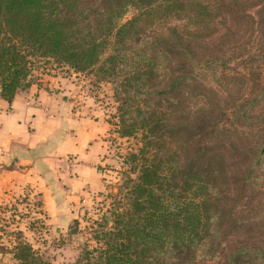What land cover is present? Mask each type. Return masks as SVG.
I'll list each match as a JSON object with an SVG mask.
<instances>
[{
  "label": "trees",
  "instance_id": "1",
  "mask_svg": "<svg viewBox=\"0 0 264 264\" xmlns=\"http://www.w3.org/2000/svg\"><path fill=\"white\" fill-rule=\"evenodd\" d=\"M212 7V0H0L1 97L10 102L28 87L39 64L93 74L114 85L119 136L136 140L117 192L66 264H198L214 256L218 152L187 155L171 145L192 131L179 120L182 76L171 63L193 58L192 38L211 32ZM78 232L75 219L69 233ZM11 254L15 264H54L22 238Z\"/></svg>",
  "mask_w": 264,
  "mask_h": 264
},
{
  "label": "rangeland",
  "instance_id": "2",
  "mask_svg": "<svg viewBox=\"0 0 264 264\" xmlns=\"http://www.w3.org/2000/svg\"><path fill=\"white\" fill-rule=\"evenodd\" d=\"M212 4L211 32L192 38L196 41L193 58L181 56L179 66L171 63L182 76L179 120L183 128L192 127L171 145L181 144V153L187 155L198 147L218 152L215 169L219 172L212 180L220 199L219 233L214 256L198 264H264V0H212ZM183 35L187 36L185 30ZM50 72L77 74L75 78L87 87L85 102L110 124L99 165L102 187L89 203L74 210L67 226L50 224L36 195L21 193L1 204L3 264L16 263L11 251L20 238L54 264L73 261L79 242L85 239V226L99 218L117 192L128 166L124 155L136 146L135 138L118 134L110 81L51 63L39 64L32 79ZM75 219L79 232L70 234Z\"/></svg>",
  "mask_w": 264,
  "mask_h": 264
},
{
  "label": "crops",
  "instance_id": "3",
  "mask_svg": "<svg viewBox=\"0 0 264 264\" xmlns=\"http://www.w3.org/2000/svg\"><path fill=\"white\" fill-rule=\"evenodd\" d=\"M75 75L41 73L10 102L0 95V205L36 195L59 227L100 191L110 129L85 102L87 87ZM67 157L74 158L71 169L64 167Z\"/></svg>",
  "mask_w": 264,
  "mask_h": 264
},
{
  "label": "built area",
  "instance_id": "4",
  "mask_svg": "<svg viewBox=\"0 0 264 264\" xmlns=\"http://www.w3.org/2000/svg\"><path fill=\"white\" fill-rule=\"evenodd\" d=\"M73 164H74V158L72 157H67L64 161V167L66 169H71Z\"/></svg>",
  "mask_w": 264,
  "mask_h": 264
}]
</instances>
